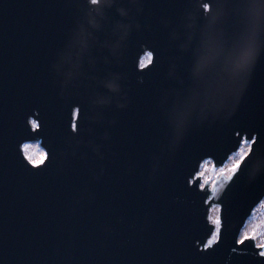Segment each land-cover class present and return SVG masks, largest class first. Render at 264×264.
Returning a JSON list of instances; mask_svg holds the SVG:
<instances>
[{"label":"water","instance_id":"obj_1","mask_svg":"<svg viewBox=\"0 0 264 264\" xmlns=\"http://www.w3.org/2000/svg\"><path fill=\"white\" fill-rule=\"evenodd\" d=\"M263 198L264 0H0V264H264Z\"/></svg>","mask_w":264,"mask_h":264},{"label":"rangeland","instance_id":"obj_2","mask_svg":"<svg viewBox=\"0 0 264 264\" xmlns=\"http://www.w3.org/2000/svg\"><path fill=\"white\" fill-rule=\"evenodd\" d=\"M31 153L32 157L37 160L42 152H46V150L43 149L41 144L38 142H31ZM245 150V149H244ZM244 150L240 149L238 152H235L229 159L227 167H217L216 165H213L209 162V165L203 169V175L206 176V178L213 180L218 173H229L236 169V167L240 164L239 162L241 159L246 155L247 152H244ZM258 210H255V213L253 214V219L249 225H245L244 229V235H252L253 238L260 239L258 244L261 245L264 243V200L260 204Z\"/></svg>","mask_w":264,"mask_h":264},{"label":"clouds","instance_id":"obj_3","mask_svg":"<svg viewBox=\"0 0 264 264\" xmlns=\"http://www.w3.org/2000/svg\"><path fill=\"white\" fill-rule=\"evenodd\" d=\"M89 3L93 4V5H99L101 3V0H89ZM117 11L120 13L121 16L127 15V11L123 7L118 8ZM90 23L93 25V27H98V24H97L95 19L90 20ZM117 25L122 27L125 30L124 35L120 37V39L122 40V39L126 38L128 32L130 31L131 25L130 24H123L119 21L117 22ZM118 47H119V41L115 45H113V50H115ZM254 55L255 54L252 50H246L245 52H243L241 54V56L238 58V60L236 61V64H235L236 69L244 70V69L250 68L251 64L254 62ZM72 75H73L72 71L67 72V77L69 79L72 77ZM105 86L110 91H113V92L119 91V84L116 83L115 80L106 81ZM239 102H240V100H239V98H237L236 103L238 104ZM93 103L94 104H104V103H107V101L104 100L103 98H100V99L94 100ZM72 109H73V111H76L78 113L79 105L74 104L72 106ZM77 124H78V115H77V119L74 120L70 126L71 131L73 133L78 132ZM36 129H37V127L32 126L33 131H36ZM47 159H48L47 152H42L37 160H33L30 162L35 167V166H38L40 164H43Z\"/></svg>","mask_w":264,"mask_h":264},{"label":"bare ground","instance_id":"obj_4","mask_svg":"<svg viewBox=\"0 0 264 264\" xmlns=\"http://www.w3.org/2000/svg\"><path fill=\"white\" fill-rule=\"evenodd\" d=\"M27 145L30 146L31 143L29 142V144H27ZM249 145H250V143L248 141H246L245 144L241 147V149L242 150L245 149L244 152H247V150L249 149ZM25 151H26V158L28 159L29 162L35 160L32 157L31 146L29 148L25 149ZM210 161H207V162H204L203 164H200L201 166H200L199 171L197 173V175L200 176V178L202 179V183H201V187L202 188H204V185H206L207 183H209L210 187L212 186V184L210 183L208 178H206V176L203 175V169L206 168L209 165ZM226 175H231V174H230V172L229 173L226 172ZM210 202H213V201L211 200ZM213 203H215V202H213ZM209 208H210V219H212V226H213V228H217V231H216V233L214 234V236L212 238L208 239V241H207L205 246L210 245L214 241L217 240V236H218L219 230H220L219 227H220V223H221V218H220L221 207L219 205H216V206H212V207H209ZM254 213H255V211H254ZM241 234H242V236L240 235V237H247L248 236V235H244V230H242ZM214 237H215V239H213ZM259 240L260 239H257V242H259ZM209 241H212V243H209Z\"/></svg>","mask_w":264,"mask_h":264},{"label":"snow or ice","instance_id":"obj_5","mask_svg":"<svg viewBox=\"0 0 264 264\" xmlns=\"http://www.w3.org/2000/svg\"><path fill=\"white\" fill-rule=\"evenodd\" d=\"M148 55V58H149V61L151 60V53H148L147 54ZM144 65H145V62L144 61H142L141 62V67H144ZM32 126L33 127H38V124L36 123V121H32ZM30 146L29 145H24V148L25 149H27V148H29ZM213 239H215V237L213 238ZM209 243H212V241H209Z\"/></svg>","mask_w":264,"mask_h":264}]
</instances>
